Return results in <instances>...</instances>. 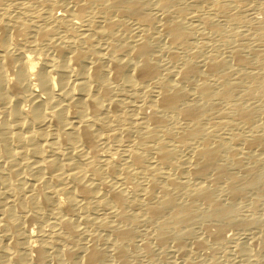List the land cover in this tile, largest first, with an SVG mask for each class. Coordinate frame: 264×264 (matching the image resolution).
Instances as JSON below:
<instances>
[{
	"label": "bare ground",
	"instance_id": "6f19581e",
	"mask_svg": "<svg viewBox=\"0 0 264 264\" xmlns=\"http://www.w3.org/2000/svg\"><path fill=\"white\" fill-rule=\"evenodd\" d=\"M252 1L0 0V264H205L227 229L264 250Z\"/></svg>",
	"mask_w": 264,
	"mask_h": 264
},
{
	"label": "rangeland",
	"instance_id": "374dc122",
	"mask_svg": "<svg viewBox=\"0 0 264 264\" xmlns=\"http://www.w3.org/2000/svg\"><path fill=\"white\" fill-rule=\"evenodd\" d=\"M249 6H253L254 7V10H248L247 12H243L241 13V18L247 23L249 22L251 25H254V27H256L259 23L261 24H264V0H254L252 1L251 3L248 4ZM239 27L240 25L237 24ZM237 26V27H238ZM139 193V187L134 184V185H131L129 190H128V195H130L129 197H134ZM248 215L249 212L247 209H242L238 212V215L240 216H245V215ZM38 227V224L36 223H32L30 225V230H35L36 228ZM230 229H227L226 230V236H227V239H226V242L224 241V244L223 246L224 247H220V249H212V250H206V253H204L203 255L204 256H201L199 255V258L202 260H200L201 262H205V264H228V262L231 263V261L233 259L236 260L235 258V251H234V245L237 241H240L239 239H237L240 235H242V240H245V235L246 233H249V234H246V237H248L247 239L249 238H252V236L254 237V239L252 238V240H255L253 243L254 245H256V247L253 246V248H251V253L253 254V257H251L253 260H250V263L249 264H264V250H260V241L259 239L257 238L258 234L256 233V231H253L254 232V235H253V232H248V231H244V233L240 232L238 234V232H235L232 230V232L230 231ZM228 233V234H227ZM252 233V236H250V234ZM256 233V234H255ZM233 235V236H232ZM241 237V236H240ZM259 241V242H257ZM229 242V243H228ZM256 242V243H255ZM258 244V245H257ZM230 245V246H229ZM233 245V246H232ZM170 245L168 244L167 247H169ZM254 248H257V249H254ZM233 249V250H232ZM155 252H153L154 254H156L154 256L155 260L159 261V256H157V250L155 249L154 250ZM157 251V252H156ZM258 251V252H257ZM261 251V252H260ZM211 252V253H210ZM230 252V253H229ZM232 252H233V255H232ZM254 252V253H253ZM256 253L258 255H256ZM200 254V253H199ZM207 254V255H206ZM255 254V255H254ZM206 255V256H205ZM209 256V257H208ZM230 257V258H228ZM232 257V258H231ZM204 258V260H203ZM213 258V259H212ZM139 260V259H138ZM219 260V261H218ZM230 260V261H229ZM234 260V261H235ZM256 260V261H255ZM142 260H135V262H140ZM164 261H170V259L167 257ZM172 261V260H171ZM180 261V260H179ZM178 261V263H179ZM233 261V262H234ZM258 261V262H257ZM213 262V263H212ZM237 260L235 261V264H239V263H236ZM249 262V261H248ZM247 262V263H248ZM229 263V264H230ZM245 262V264H247ZM241 264V263H240ZM244 264V263H242Z\"/></svg>",
	"mask_w": 264,
	"mask_h": 264
}]
</instances>
